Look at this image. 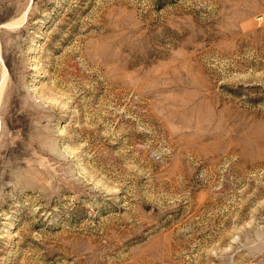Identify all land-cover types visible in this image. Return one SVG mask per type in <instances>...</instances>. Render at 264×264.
Wrapping results in <instances>:
<instances>
[{
  "label": "rangeland",
  "instance_id": "obj_1",
  "mask_svg": "<svg viewBox=\"0 0 264 264\" xmlns=\"http://www.w3.org/2000/svg\"><path fill=\"white\" fill-rule=\"evenodd\" d=\"M0 82V264H264V0H0Z\"/></svg>",
  "mask_w": 264,
  "mask_h": 264
},
{
  "label": "bare ground",
  "instance_id": "obj_2",
  "mask_svg": "<svg viewBox=\"0 0 264 264\" xmlns=\"http://www.w3.org/2000/svg\"><path fill=\"white\" fill-rule=\"evenodd\" d=\"M9 24H10V23H9ZM9 24L2 25L1 28H7V27L9 26ZM5 76H6V72L4 71V72H3V83H2V86H3L4 82H5V80H4ZM0 83H1V82H0ZM0 97H1V93H0Z\"/></svg>",
  "mask_w": 264,
  "mask_h": 264
}]
</instances>
